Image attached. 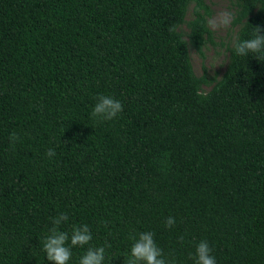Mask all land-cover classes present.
<instances>
[{"label":"trees","instance_id":"obj_1","mask_svg":"<svg viewBox=\"0 0 264 264\" xmlns=\"http://www.w3.org/2000/svg\"><path fill=\"white\" fill-rule=\"evenodd\" d=\"M233 3L235 39L264 29V0ZM210 14L204 0H0V264H54L42 241L61 212L60 230L87 224L107 245L104 264H127L144 231L169 264H193L200 240L218 264H264V52L228 46L223 73L198 76ZM98 94L122 111L91 115Z\"/></svg>","mask_w":264,"mask_h":264},{"label":"clouds","instance_id":"obj_2","mask_svg":"<svg viewBox=\"0 0 264 264\" xmlns=\"http://www.w3.org/2000/svg\"><path fill=\"white\" fill-rule=\"evenodd\" d=\"M209 23L214 24L213 21H209ZM255 28L256 32L251 38H236L233 41L232 49L235 55L247 56L250 52H264V29L260 26H255ZM121 111L122 104L119 99L110 95L98 94L92 106L91 115L103 120H111ZM10 139H14V137L10 136ZM46 155L51 158L55 155V150L49 148ZM67 221L68 215L63 212L52 220L53 226L42 241L44 257L54 264H68L74 247L88 245L84 248L76 264H104L107 245L91 246L89 244L92 240V232L87 224L73 225L70 234L60 230L59 225ZM174 223V217H166V227H171ZM194 255L193 264H218L212 253V248L206 240H200L196 244ZM127 264H169V262L165 260L162 250L156 245L153 234L144 231L132 238Z\"/></svg>","mask_w":264,"mask_h":264},{"label":"rangeland","instance_id":"obj_3","mask_svg":"<svg viewBox=\"0 0 264 264\" xmlns=\"http://www.w3.org/2000/svg\"><path fill=\"white\" fill-rule=\"evenodd\" d=\"M204 4L211 12L209 21L214 22V24L209 23L212 38L203 48L202 55L195 51L191 52L192 63L198 76L207 74L219 77L228 61L227 47L232 45L239 29V26L233 23L236 7L233 0H204ZM192 7L191 5L189 8L187 19L192 15ZM205 88L207 90L208 86Z\"/></svg>","mask_w":264,"mask_h":264}]
</instances>
